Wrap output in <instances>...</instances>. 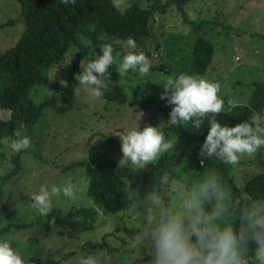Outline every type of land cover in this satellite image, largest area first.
I'll use <instances>...</instances> for the list:
<instances>
[{"label":"rangeland","instance_id":"374dc122","mask_svg":"<svg viewBox=\"0 0 264 264\" xmlns=\"http://www.w3.org/2000/svg\"><path fill=\"white\" fill-rule=\"evenodd\" d=\"M133 1L114 0L119 10ZM138 1L144 6H150L155 0ZM158 3L166 5V12L162 15L155 12L151 21L152 33L155 32V35L146 41L147 50L138 46L139 50L150 54L149 74L140 76L129 72L119 76L116 65L109 67L110 82L117 79L128 96L125 103L111 102L104 97L94 99L82 89L77 93V81L72 108L59 112L47 105L31 129L19 131L21 136L27 135L32 140L28 150L13 153L10 144L15 139L2 141L0 205L11 210L13 215L0 217V227L11 225L0 239L11 241L29 264L31 259L40 261V264H76V257L82 253L101 250L114 254V264H134L145 256L140 250L131 247L133 235L138 230L133 213L140 207L143 196L116 214H104L96 208L93 228L79 233L71 229L64 230L49 215H40L29 197L42 184H55L61 189L70 185L72 196L66 197L61 191L52 200L51 212L64 214L72 207H93L87 195V170L75 163L99 160L119 162L122 156L119 136L137 122L142 130L145 126H157L169 120L170 117L159 108V101L166 103V100L160 98L163 89L158 83L168 76L182 73L196 75L189 72V63L194 41L198 37L208 40L212 46L207 74L202 77L219 83L225 106L227 103H248L251 96L258 93L260 87H264V0H158ZM180 3L187 20L178 7ZM0 24L5 25L0 27L1 54L18 41L25 28L17 1L0 0ZM167 38L173 41L169 58L165 52L158 54L155 49L156 41L163 44ZM81 43L91 45V41L84 37ZM122 46V52L114 49L117 63L122 59L119 56L121 53L124 55L130 51L125 43ZM77 48L74 46L69 49L65 61L49 70L47 83L38 87L34 93L35 102L50 96H60L58 89L67 86ZM99 51L102 54L101 49L96 48V52ZM154 53L157 55L154 56ZM88 62L86 59L80 62L81 71ZM162 64H165L164 70L159 69ZM135 91L144 107L130 102ZM148 98L152 103H148ZM57 102L64 103L62 98L57 99ZM8 115V111L0 109L2 118ZM164 131L166 139L171 142L168 127ZM16 155L19 156V165L13 174L11 170L16 165L12 157ZM263 171L264 150H261L254 156L243 157L237 167L231 166L230 175L237 187L242 189L249 178ZM182 174V178L175 176L168 179L156 191L170 205L178 203L179 190L187 191L196 180L194 174L187 176V179L185 173ZM92 243H100L101 247H93ZM249 261L255 263L254 254L249 257Z\"/></svg>","mask_w":264,"mask_h":264},{"label":"clouds","instance_id":"9594fccd","mask_svg":"<svg viewBox=\"0 0 264 264\" xmlns=\"http://www.w3.org/2000/svg\"><path fill=\"white\" fill-rule=\"evenodd\" d=\"M65 6L77 0H60ZM130 50L117 63L111 44L100 46L102 54L90 60L75 79L78 86L94 99L108 91L109 67L116 65L119 76L136 73L146 76L150 72L149 57L139 50L136 40L125 41ZM71 60L68 62V64ZM163 92L161 100L171 105L169 120L157 126L137 124L120 137L122 156L119 168L143 170L162 154L173 149L166 139L164 128L191 125L195 131L207 126V135L200 146L199 155L237 167L245 156H254L264 150V113H256L235 126L222 124L217 116L225 111L219 83L202 76L186 73L168 76L158 83ZM10 144L13 153H21L32 145L29 136L16 134ZM63 192L72 196V187L63 189L55 184H42L30 195L32 206L47 217L52 211V200ZM138 230L131 247L145 254L147 264H264V197L234 196L218 170L209 169L193 182L187 191L179 190L178 203L170 205L156 191L144 194L140 207L133 213ZM54 222V220H53ZM112 252L101 250L82 253L76 264H114ZM0 264H29L24 254L7 239H0Z\"/></svg>","mask_w":264,"mask_h":264},{"label":"trees","instance_id":"16d2710c","mask_svg":"<svg viewBox=\"0 0 264 264\" xmlns=\"http://www.w3.org/2000/svg\"><path fill=\"white\" fill-rule=\"evenodd\" d=\"M15 1L19 4L25 28L18 41L0 54V109L9 112L7 118L0 116V146L3 145L4 139H16V134L20 130L31 129L42 116L45 106L50 105L59 112L72 108L74 85L77 82L75 77L82 72L80 62L84 59L90 61L97 58V54L101 53L100 51L97 53L96 48L103 44H111L114 49L122 52V44L131 36L138 46L147 50L146 41L155 35V32L152 33L151 24L154 14L156 11L159 15L166 12V5L158 3V0L150 6H144L135 0L123 10L118 9L114 0H77L75 5L68 6L60 3V0ZM184 1L186 0H182ZM178 7L187 20L181 3ZM2 26L5 25L0 24V27ZM83 37L90 40L91 45L82 44ZM168 40L169 38L164 39L163 44L156 41L155 48L158 54L165 52L167 58L171 55L170 44L173 42ZM74 46L78 48L67 86L58 89L59 97L50 96L41 102H35L34 93L38 87L47 83L49 70L65 61L68 50ZM146 55L150 57L148 51ZM156 55L157 53H154V56ZM211 55L210 42L198 37L190 54L189 72L203 76L208 70ZM119 56L122 57V53ZM159 69L164 70L165 64L159 66ZM260 90L251 96L248 103H227L225 111L216 117L217 120L222 124L235 126L249 119L254 113H264V87L263 93ZM137 95L138 92L135 91L130 102L143 106ZM60 97L63 104L57 102V99L61 100ZM103 97L111 102L125 103L128 100L117 79L109 82L108 91ZM147 101L152 103L150 98ZM159 102V108L169 116L172 106ZM168 131V137L172 138L171 142L174 144L173 149L162 154L156 162L143 170H135L130 166L119 168L115 160L75 163L87 170V195L94 206L72 207L64 214L53 211L49 214L50 219L64 230L71 229L79 233L93 228L96 208L104 214H116L136 198L144 196L146 192L159 191L168 179L175 176L182 178L183 172L185 178L194 174L195 179H198L209 169L218 170L222 174L226 186L234 196L250 199L264 197V171L249 178L242 189H239L230 175V165L211 160L202 162L199 149L206 138L207 126L202 131H195L191 125L171 127ZM12 160L16 167L11 173L15 174L19 156H13ZM11 173L6 175V178ZM3 215L11 216L13 212L0 205V217ZM10 228V224L0 227V238ZM92 246L101 247V244L92 243ZM30 263L40 264V261L31 259ZM134 264H147V260L143 256Z\"/></svg>","mask_w":264,"mask_h":264},{"label":"crops","instance_id":"0c3cea01","mask_svg":"<svg viewBox=\"0 0 264 264\" xmlns=\"http://www.w3.org/2000/svg\"><path fill=\"white\" fill-rule=\"evenodd\" d=\"M205 74H207V72H206ZM226 105H227V104H226Z\"/></svg>","mask_w":264,"mask_h":264}]
</instances>
